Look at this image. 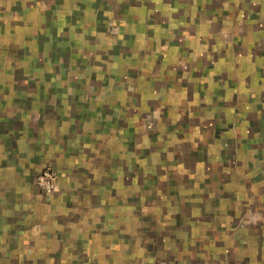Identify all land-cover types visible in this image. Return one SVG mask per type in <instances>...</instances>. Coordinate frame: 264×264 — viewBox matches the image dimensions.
I'll list each match as a JSON object with an SVG mask.
<instances>
[{
	"label": "rangeland",
	"instance_id": "obj_1",
	"mask_svg": "<svg viewBox=\"0 0 264 264\" xmlns=\"http://www.w3.org/2000/svg\"><path fill=\"white\" fill-rule=\"evenodd\" d=\"M172 1L156 0V8L146 4L142 11L134 10L135 4L110 13L108 21L91 11L101 0H0V165H11L0 180L11 176L12 205L46 204L47 210L36 209V221L32 213L29 218L53 232L11 233V264H232V233L258 222L257 212L249 218L247 203L238 207V216L233 213L237 198L249 202L248 179L263 180L259 172H249L252 143L239 125L236 137V124L224 123L230 133L207 157L197 142L175 140L173 127L162 118L166 111L126 110L125 121L114 120L109 140L96 141L88 158L74 151L81 113L88 129L105 128L96 121V114L106 112L97 104L104 93L95 88L119 87L126 57L135 59L134 52H119L120 40L126 44L135 28L147 23L140 39L146 44L159 39L156 52H170L174 39L168 28L178 16ZM64 112L78 118L70 121L67 134ZM80 158L88 170L80 168L68 180L89 185L72 186L76 189L63 198L64 167ZM257 159L264 164L263 154ZM44 165L57 176L53 193L36 184Z\"/></svg>",
	"mask_w": 264,
	"mask_h": 264
},
{
	"label": "crops",
	"instance_id": "obj_2",
	"mask_svg": "<svg viewBox=\"0 0 264 264\" xmlns=\"http://www.w3.org/2000/svg\"><path fill=\"white\" fill-rule=\"evenodd\" d=\"M135 4L134 10L141 11L146 4L150 8L157 5L156 0L150 3L149 0H101L97 5L101 6L93 7L91 11L110 21V13L131 10ZM172 4L175 8L171 11L178 16L169 22L172 24L168 28L172 32L170 37L174 39L170 52H156L163 43L159 39L147 44L140 39L143 30L149 28L147 23L136 27L126 44H121L120 40L119 52L127 56L134 52L135 59L126 57L125 71L120 75L121 83L119 87L109 88L110 95H106L107 87L95 88L98 95L104 93L97 104L106 112L96 114V121H103L105 128L102 132L96 127L89 130L87 116L81 113L79 118L83 126L80 127L74 151H82L85 153L83 156L88 158L95 152L96 141L105 143L109 140L113 121H125L124 111L132 110L136 114L140 109L149 107L167 112L162 118L173 127L176 141L189 146L197 142L207 157H211L213 145L218 149L217 143L230 133L224 130V123L228 126L236 124L233 131L236 137L239 136L238 125L247 129L246 139L249 144L252 143L250 154L253 159L248 162L249 172H259L263 180L248 179L246 190L249 202L243 197L237 198L233 213L238 216L242 210L238 207L244 202L247 203L249 218L257 212L259 219L249 224L246 231L242 228L238 233H232L235 245L232 264H264V164L260 165L257 159L264 155V0H174ZM160 12L155 10V13ZM132 24L129 22L127 28L131 30ZM151 64L152 67H148ZM104 66L107 69V65ZM132 87L133 91H130ZM116 93L118 96H114ZM87 103H82V107ZM77 108L85 110L81 106ZM112 110H115L114 114H111ZM62 114L65 124L63 134H67L70 121L78 118L73 112ZM186 147L181 144L179 149L186 150ZM8 158V163H11V156L8 155ZM83 160L64 167L66 172H63L59 192L63 198L76 189L72 186L85 190L89 185L87 181L68 180L71 173H80V168L88 170ZM79 163L81 166H77ZM6 170L11 172V165H0V174ZM14 201L15 198H11V176H8L7 180H0V264H11V233H53L42 226L41 221L37 224L29 218L32 213L36 221V209L47 210L46 204L40 203L42 208H38L28 202L26 204L25 200H21L19 205H12ZM86 203L84 199L83 205ZM85 213L81 210L80 215ZM104 216V213L101 214L102 220ZM28 224L29 229H25ZM79 225L85 229L84 233H88L87 224L80 222ZM54 233L65 232L56 229Z\"/></svg>",
	"mask_w": 264,
	"mask_h": 264
},
{
	"label": "built area",
	"instance_id": "obj_3",
	"mask_svg": "<svg viewBox=\"0 0 264 264\" xmlns=\"http://www.w3.org/2000/svg\"><path fill=\"white\" fill-rule=\"evenodd\" d=\"M36 184L39 188L48 193H53L58 189L57 176L51 165H44L36 178Z\"/></svg>",
	"mask_w": 264,
	"mask_h": 264
}]
</instances>
